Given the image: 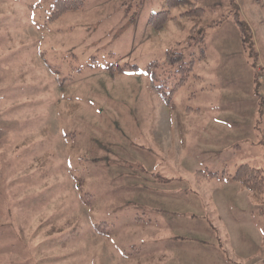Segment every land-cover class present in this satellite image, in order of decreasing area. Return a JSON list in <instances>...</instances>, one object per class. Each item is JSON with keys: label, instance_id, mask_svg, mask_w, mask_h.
<instances>
[{"label": "rangeland", "instance_id": "374dc122", "mask_svg": "<svg viewBox=\"0 0 264 264\" xmlns=\"http://www.w3.org/2000/svg\"><path fill=\"white\" fill-rule=\"evenodd\" d=\"M191 1L0 0V264H264V191L197 178L264 173V2Z\"/></svg>", "mask_w": 264, "mask_h": 264}, {"label": "trees", "instance_id": "16d2710c", "mask_svg": "<svg viewBox=\"0 0 264 264\" xmlns=\"http://www.w3.org/2000/svg\"><path fill=\"white\" fill-rule=\"evenodd\" d=\"M258 2L260 0H257ZM264 2V0H263ZM84 0H56L55 16L57 17L66 11L77 10L82 7ZM165 9L160 12L153 13L149 18V24L155 28H162L165 23L171 18V11L177 7H188V10L182 16L199 19L203 16V8L198 7L191 0H165ZM195 31L193 28L192 32ZM194 38V36H191ZM197 43L200 45L199 58L203 59L206 56L205 42L203 37L197 38ZM194 60L187 61L183 53L178 52L175 48L167 50L164 60L161 63L152 61L147 66V74L150 78L152 89L155 94L169 102L173 94L182 86L186 85L193 71ZM132 69L135 66L131 67ZM124 70L121 69V71ZM158 70L159 73H158ZM158 76H161L166 82V79L173 78L169 93H167L166 84H157ZM165 78V79H164ZM199 180L211 181L214 179H228L241 183L246 189L255 194H261L264 191V173L261 169L253 167L249 164L240 165L234 174H229L226 171L212 172L201 171L197 174Z\"/></svg>", "mask_w": 264, "mask_h": 264}]
</instances>
